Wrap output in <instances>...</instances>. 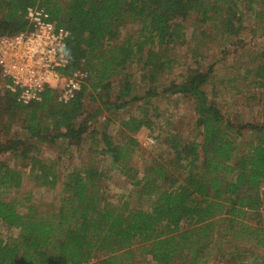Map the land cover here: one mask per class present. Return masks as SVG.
Wrapping results in <instances>:
<instances>
[{"label": "trees", "instance_id": "trees-1", "mask_svg": "<svg viewBox=\"0 0 264 264\" xmlns=\"http://www.w3.org/2000/svg\"><path fill=\"white\" fill-rule=\"evenodd\" d=\"M257 4L0 0V37L29 28V7L45 8L70 32L63 73L89 74L68 103L60 102L53 88L29 104L0 89V222L18 230L0 239V264H138L148 258L156 264H201L219 244L220 264H258L246 246L264 248V118L232 121L218 99L228 81L241 79L247 88L264 90V51L227 80L216 68L228 60L227 49L204 65L208 58L195 45V65L178 80L162 82L180 63L173 51L187 43L185 22L203 29L198 37L240 46L244 6L264 21V4L262 9ZM133 64L140 67L138 84ZM5 83L0 68V84ZM175 95L193 105L191 128L171 130L168 120L160 136L167 156L152 155L139 171L133 166L140 145L136 135L155 129L158 100ZM44 148L55 158L44 157ZM76 153L80 162L66 166L63 156ZM5 155L21 163L13 166ZM103 159H109V168ZM112 169L130 181L129 193L116 197L108 190ZM27 180L58 189L55 204L37 207L32 190L24 202L6 196Z\"/></svg>", "mask_w": 264, "mask_h": 264}, {"label": "rangeland", "instance_id": "rangeland-1", "mask_svg": "<svg viewBox=\"0 0 264 264\" xmlns=\"http://www.w3.org/2000/svg\"><path fill=\"white\" fill-rule=\"evenodd\" d=\"M258 4L255 8L262 9L264 4V0H257ZM243 17H244V25L246 27V31L244 32V44L243 45H235L229 44L228 42L217 38L213 40L215 37H198L202 36L200 33L202 28L198 24L186 23L185 22V32H186V42L180 44L173 51V56L180 58V63L176 65L172 73L162 79L164 84L168 83L170 79H179L180 74L186 67L195 65L194 59L192 58V48L194 49L195 45H197V49L206 56L208 59L204 60V65H208L213 60L219 58V53L222 49L226 48L229 58L226 61H222V66L216 65L218 69V74L222 78L229 79L232 73L237 72L241 68H244V63H251L255 60L259 55H261L264 51V21L261 19H256L255 13L253 9L250 10L248 7L244 6L243 9ZM133 27H128L123 31V36H126L127 32H131ZM211 29L209 26L207 27L208 32ZM256 62V61H255ZM140 68V67H139ZM139 68L136 64H133L131 67L132 72H134L133 80L136 84L139 82ZM226 76V77H225ZM167 82V83H166ZM229 82V81H228ZM225 86H220L221 95L219 97V102L223 111L226 113L227 117L232 121L238 122H254L260 121L264 118V98L263 101L261 97H264V90L259 91L257 89L247 88L245 82L239 79L236 82H231ZM3 86L0 84V89ZM167 98V99H166ZM162 97V99L158 100L157 104L160 108L157 111L158 116H155L154 119L157 121V126L153 131L143 128L137 135V139L139 141V150L133 159V166H135L139 171H142L147 159H150L152 155L164 154L167 156L166 146L160 144V136L164 130L167 128V121L172 122L171 130H188L190 125L193 123V105L192 103L186 99L185 97L175 95L168 99ZM261 100V101H260ZM113 127V125H112ZM193 127V126H192ZM187 132V131H186ZM56 153L48 148H44L43 156L48 158H55ZM6 158L11 165H19L21 163L20 159L14 158V156L5 155L2 156ZM66 160H70L67 164ZM104 160V159H103ZM63 162L66 166H71L72 164H78L80 162V158H78L77 153L73 155L72 158L68 156H63ZM109 159L104 160L103 166L104 168L110 167ZM113 167V166H112ZM64 170V166H63ZM107 183L110 187L108 190L114 196H118V194L129 193L134 187L130 185V181L123 175L118 172L116 169H112L107 175ZM33 191L32 203L35 204L39 208L49 209L55 204L58 196L57 190H48L44 187H37L34 183L29 180L23 182V185L16 190H11L7 193L8 198H17L24 202V196L28 195V192ZM261 212L264 217V207L261 209ZM18 230L15 228H9L2 222H0V239H9L16 236ZM220 244L217 245L214 249L215 251L205 258L203 263L201 264H220L218 261V253H219ZM250 253H253L258 257V264H264V248L257 247H248ZM138 264H156L155 262L149 260L139 261Z\"/></svg>", "mask_w": 264, "mask_h": 264}, {"label": "built area", "instance_id": "built-area-1", "mask_svg": "<svg viewBox=\"0 0 264 264\" xmlns=\"http://www.w3.org/2000/svg\"><path fill=\"white\" fill-rule=\"evenodd\" d=\"M26 19L27 30L0 37V68L6 80L1 85L23 104L40 101L46 88L57 90L59 101L68 103L87 85L89 78L84 69L63 73L69 65L70 32L57 26L45 8L29 7Z\"/></svg>", "mask_w": 264, "mask_h": 264}]
</instances>
